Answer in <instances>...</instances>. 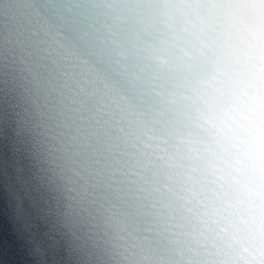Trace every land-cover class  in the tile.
I'll return each instance as SVG.
<instances>
[{
	"label": "clouds",
	"instance_id": "clouds-1",
	"mask_svg": "<svg viewBox=\"0 0 264 264\" xmlns=\"http://www.w3.org/2000/svg\"><path fill=\"white\" fill-rule=\"evenodd\" d=\"M65 264H264V0H0V105Z\"/></svg>",
	"mask_w": 264,
	"mask_h": 264
}]
</instances>
